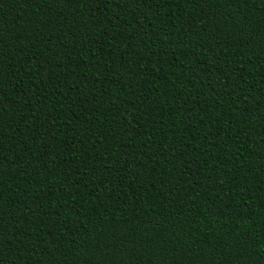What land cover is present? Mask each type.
<instances>
[{"label":"trees","instance_id":"1","mask_svg":"<svg viewBox=\"0 0 264 264\" xmlns=\"http://www.w3.org/2000/svg\"><path fill=\"white\" fill-rule=\"evenodd\" d=\"M0 264H264V0H0Z\"/></svg>","mask_w":264,"mask_h":264},{"label":"snow or ice","instance_id":"2","mask_svg":"<svg viewBox=\"0 0 264 264\" xmlns=\"http://www.w3.org/2000/svg\"><path fill=\"white\" fill-rule=\"evenodd\" d=\"M69 2H70V0H69ZM164 2L165 3H171V0H164ZM177 2H179V0H177ZM185 2L187 3V2H193V3H195V2H197V0H185ZM225 2H227V3H231L232 2V0H225ZM240 2L243 4V3H247V0H240Z\"/></svg>","mask_w":264,"mask_h":264}]
</instances>
